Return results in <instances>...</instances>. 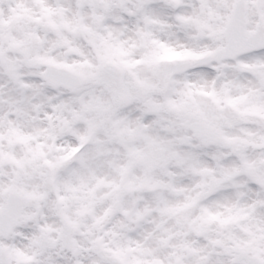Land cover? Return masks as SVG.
I'll return each mask as SVG.
<instances>
[{"label": "snow or ice", "instance_id": "6c2138e0", "mask_svg": "<svg viewBox=\"0 0 264 264\" xmlns=\"http://www.w3.org/2000/svg\"><path fill=\"white\" fill-rule=\"evenodd\" d=\"M0 264H264V0H0Z\"/></svg>", "mask_w": 264, "mask_h": 264}]
</instances>
